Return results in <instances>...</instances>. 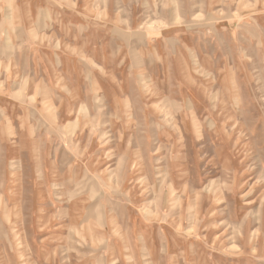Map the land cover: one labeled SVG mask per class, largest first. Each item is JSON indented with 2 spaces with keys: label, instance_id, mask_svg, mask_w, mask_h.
I'll use <instances>...</instances> for the list:
<instances>
[{
  "label": "rangeland",
  "instance_id": "1",
  "mask_svg": "<svg viewBox=\"0 0 264 264\" xmlns=\"http://www.w3.org/2000/svg\"><path fill=\"white\" fill-rule=\"evenodd\" d=\"M211 16L179 71L140 68L109 118L47 127L59 141L8 142L24 130L0 125V264H264V0Z\"/></svg>",
  "mask_w": 264,
  "mask_h": 264
},
{
  "label": "crops",
  "instance_id": "2",
  "mask_svg": "<svg viewBox=\"0 0 264 264\" xmlns=\"http://www.w3.org/2000/svg\"><path fill=\"white\" fill-rule=\"evenodd\" d=\"M86 6L102 21L79 22ZM116 7L118 23L110 18ZM128 8L134 14L150 8L156 15L135 21L124 16ZM221 8L222 0H18L1 7L0 14L22 15L0 18V105L8 115L0 125L24 130L4 140L42 141L50 133L59 141L53 132L45 133L47 127H63L61 134L68 138L73 133L68 128L93 125L96 113L109 118L107 111L126 109V78L139 77L140 68L155 61L162 64L159 72L174 76L197 36L190 32L209 25L217 29L222 20L211 15ZM96 93L123 98L100 108Z\"/></svg>",
  "mask_w": 264,
  "mask_h": 264
}]
</instances>
